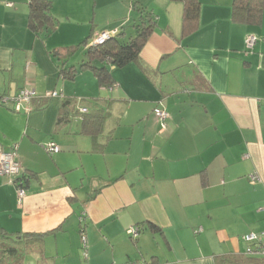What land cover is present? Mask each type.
<instances>
[{
  "label": "crops",
  "instance_id": "crops-1",
  "mask_svg": "<svg viewBox=\"0 0 264 264\" xmlns=\"http://www.w3.org/2000/svg\"><path fill=\"white\" fill-rule=\"evenodd\" d=\"M28 1L0 0V148L16 145L28 176L18 200L0 175V227L43 235L25 264H215L255 246L242 235L264 233V0L257 23L234 17V0H198L186 33L182 1L138 0L155 27L138 63L112 69L110 89L90 69L65 79L58 66L79 67L69 46L132 32L130 1L57 0L48 35L29 28ZM24 88L35 96L15 111ZM96 111L101 133H83V113Z\"/></svg>",
  "mask_w": 264,
  "mask_h": 264
},
{
  "label": "trees",
  "instance_id": "trees-1",
  "mask_svg": "<svg viewBox=\"0 0 264 264\" xmlns=\"http://www.w3.org/2000/svg\"><path fill=\"white\" fill-rule=\"evenodd\" d=\"M129 1L131 8H135L138 13L132 23L133 31L125 35L122 29H116V33L109 34L102 42L88 45L78 68L74 65H64L65 63L59 64L61 77L73 79L79 69H90L99 85L110 89L114 87L111 75L113 68L123 67L129 62L138 63L139 53L155 27V15L138 0ZM179 1L183 3L182 31L186 33L196 26L199 3L198 0ZM27 5L28 26L32 31L48 35L56 29L57 20L51 13L52 0H29ZM261 11L262 0H234L233 2L234 17L246 22L257 23L260 20ZM76 47L66 48V54L72 53ZM55 92L59 94L58 91ZM75 102L83 105V102L79 100ZM104 118L105 116L98 111L92 114L83 113L82 132L91 135L101 133ZM24 176L26 177L27 174ZM147 223L151 229H158L154 223L149 221ZM137 229L139 230L138 227ZM42 238L41 233L16 232L13 234L0 227V264H25L24 257L27 252L41 251ZM253 244L256 249L264 245L262 240L255 241ZM214 261L215 264H264V254L247 251L243 254L223 253L216 255Z\"/></svg>",
  "mask_w": 264,
  "mask_h": 264
},
{
  "label": "built area",
  "instance_id": "built-area-1",
  "mask_svg": "<svg viewBox=\"0 0 264 264\" xmlns=\"http://www.w3.org/2000/svg\"><path fill=\"white\" fill-rule=\"evenodd\" d=\"M117 30H111L110 32H104L100 36H98L96 39H94L90 44L96 43V42H102L105 38L109 36V34L116 33ZM255 43V36L253 34L246 35L244 39L245 49L249 50L253 47ZM89 44V45H90ZM50 96H56L60 95L57 92H51V94H48ZM35 96L34 91L24 88L21 89L15 94V96L12 99V108L15 111H18L24 107L25 104H27L33 97ZM81 112H85L86 108L81 107ZM155 116L163 122L164 124L165 119L168 117V114L159 108L154 109ZM45 148L49 152L57 151L59 150L58 146H56L53 142H48L45 144ZM16 145H13L9 149H2L0 148V175L10 177V181L15 185L18 200H21L23 196L25 195V182L27 180V176L24 175L26 172L22 169V166L18 159L16 158L17 152H16ZM253 180H258V176L251 175L250 177ZM128 233L131 237H135L138 233V229L136 226L130 227L128 230ZM261 234H255V233H248L245 235H242V239L246 242H255L261 240ZM264 243V242H263ZM83 246L85 247V236H83ZM246 251L249 253H261L264 254V245L260 249H256L255 246H247Z\"/></svg>",
  "mask_w": 264,
  "mask_h": 264
},
{
  "label": "rangeland",
  "instance_id": "rangeland-1",
  "mask_svg": "<svg viewBox=\"0 0 264 264\" xmlns=\"http://www.w3.org/2000/svg\"><path fill=\"white\" fill-rule=\"evenodd\" d=\"M54 1V0H53ZM129 0H127L125 3H126V5H129V2H128ZM54 5H58V7L57 6H54V8H53V3H52V12L53 13H57V14H60L61 12H60V8H63V6L60 4V3H58L57 2V0H55L54 1ZM84 6H85V4H83ZM86 7V10L84 11L83 10V12H82V17H84V16H86L87 17V6H85ZM84 7H82V9H83ZM64 9V8H63ZM101 15V19H103L102 18V13H98L97 14V16H100ZM88 17L90 18V19H93V12L91 11V13L89 14L88 13ZM91 22H92V20H91ZM94 22V21H93ZM58 25V24H57ZM131 32H128L127 31V33H125V35H129ZM78 46V45H77ZM74 49V48H73ZM83 54H84V50H83V48H81V49H79V48H75L74 50H73V52L72 53H70V57H71V61L69 60L68 61V63H70V62H74L73 60H76V61H78V63H80V61H81V58H82V56H83Z\"/></svg>",
  "mask_w": 264,
  "mask_h": 264
}]
</instances>
